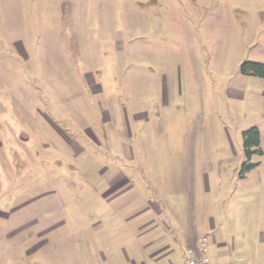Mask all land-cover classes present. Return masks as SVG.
Instances as JSON below:
<instances>
[{
  "label": "rangeland",
  "instance_id": "374dc122",
  "mask_svg": "<svg viewBox=\"0 0 264 264\" xmlns=\"http://www.w3.org/2000/svg\"><path fill=\"white\" fill-rule=\"evenodd\" d=\"M245 63L264 0H0V264H187L196 225L209 264H264Z\"/></svg>",
  "mask_w": 264,
  "mask_h": 264
},
{
  "label": "crops",
  "instance_id": "0c3cea01",
  "mask_svg": "<svg viewBox=\"0 0 264 264\" xmlns=\"http://www.w3.org/2000/svg\"><path fill=\"white\" fill-rule=\"evenodd\" d=\"M185 244H186V254L188 259L195 256H200L204 258L206 252L207 238L201 236L200 227L196 225L193 227L188 234L185 235ZM187 259V260H188Z\"/></svg>",
  "mask_w": 264,
  "mask_h": 264
},
{
  "label": "trees",
  "instance_id": "16d2710c",
  "mask_svg": "<svg viewBox=\"0 0 264 264\" xmlns=\"http://www.w3.org/2000/svg\"><path fill=\"white\" fill-rule=\"evenodd\" d=\"M243 68H244V70H247V68H253L257 71L258 74L264 76V66L263 65L245 63ZM243 137H244V146H243L244 152L246 154L247 153L251 154V153L255 152V151L251 150L250 145H255V146L258 145V143H259V132H258V130L256 128H251L248 131H246L245 133H243ZM250 167L252 168V166H250Z\"/></svg>",
  "mask_w": 264,
  "mask_h": 264
},
{
  "label": "built area",
  "instance_id": "2783aa9c",
  "mask_svg": "<svg viewBox=\"0 0 264 264\" xmlns=\"http://www.w3.org/2000/svg\"><path fill=\"white\" fill-rule=\"evenodd\" d=\"M187 264H209L207 258L195 256L187 260Z\"/></svg>",
  "mask_w": 264,
  "mask_h": 264
}]
</instances>
